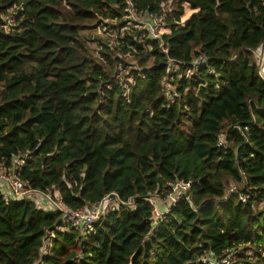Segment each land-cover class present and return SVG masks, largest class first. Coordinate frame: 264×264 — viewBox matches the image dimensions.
I'll use <instances>...</instances> for the list:
<instances>
[{
  "label": "trees",
  "instance_id": "16d2710c",
  "mask_svg": "<svg viewBox=\"0 0 264 264\" xmlns=\"http://www.w3.org/2000/svg\"><path fill=\"white\" fill-rule=\"evenodd\" d=\"M169 1L198 10L184 27L170 23L169 56L190 64L203 50L213 74L176 78L179 99L167 109L159 42L126 38L122 52L131 46L143 69L130 104L108 89L120 52L97 58L86 33L120 17V0H0V164L25 159L28 186L73 210L111 193L135 201L81 235L58 232L59 214L0 193V264H204L233 251L231 264H264V80L253 53L264 46V0L137 6L154 12ZM181 180L193 182V206L181 200L155 232L148 199L165 200ZM231 185L251 199L240 202Z\"/></svg>",
  "mask_w": 264,
  "mask_h": 264
},
{
  "label": "built area",
  "instance_id": "2783aa9c",
  "mask_svg": "<svg viewBox=\"0 0 264 264\" xmlns=\"http://www.w3.org/2000/svg\"><path fill=\"white\" fill-rule=\"evenodd\" d=\"M138 0H120V5L117 7L122 10L121 16H116L110 19H102L103 26L97 28L93 32H87L89 36V43L94 55L98 58L102 53L118 51V58L120 59L114 64L112 69L111 81L109 88H119L121 90L123 99L130 104L132 99V92L136 86V77L143 76V69L138 67L137 62L134 61L133 55L130 52L129 45L127 46L128 53L122 52V47L128 44L127 37H130L134 43H143L145 41L159 42L160 53L166 58L167 77L164 82V93L167 99L165 107L168 109L179 99L177 87L172 83L176 78L191 79L196 76L199 69L206 67L209 69V74H213V70L208 68L210 59L203 53V50L195 57L194 61L187 64L184 61H177L169 56V50L165 45L163 38L172 32L170 23H174L176 28L184 27L189 19L198 12L197 9L187 4H178L175 1L165 2L161 5L159 11L145 12L139 10L137 6ZM179 7L184 9V13L177 19V12ZM190 10V17L185 20L184 16L187 10ZM7 26L15 28L14 14L7 17ZM254 60L259 68V76L264 80V46L260 47L254 52ZM184 67L188 69L184 70ZM149 69V68H147ZM182 69L185 71L183 73ZM187 92V91H186ZM238 130L248 132V127L244 129L237 126ZM227 143L219 141L218 147L225 148ZM25 159H15L11 166L0 164V193L5 203L30 201L33 202L38 210L45 213L59 214L61 219L57 226V231L64 233H79L84 235L93 231L94 225L99 223L110 210L124 206L125 208L133 209L135 201L125 203L122 201L120 195L111 193L105 196L102 200L80 209H70L62 201L60 196L56 199L55 194L43 193L39 190L33 189L22 179V171L25 167ZM170 193L165 200L157 196L150 197L155 199L153 202L150 198L148 201L152 205V220L153 229L158 231L161 223L165 220L172 208H174L181 200L188 201L191 206L192 195L191 190L193 182L178 181L176 183H168ZM236 185H232L230 194H238L239 201L247 203L251 199L249 190L242 191ZM35 196H42L44 199L34 198ZM204 264H213L211 262L212 256H206ZM226 258V257H225ZM208 259V262L206 260ZM224 259V258H223ZM220 260L217 261V263Z\"/></svg>",
  "mask_w": 264,
  "mask_h": 264
},
{
  "label": "rangeland",
  "instance_id": "374dc122",
  "mask_svg": "<svg viewBox=\"0 0 264 264\" xmlns=\"http://www.w3.org/2000/svg\"><path fill=\"white\" fill-rule=\"evenodd\" d=\"M133 59H134V61L135 62H137V60L135 59V57H133ZM231 187H232V185H231ZM230 187V188H231ZM60 195L59 194H56L55 195V197H56V199L59 197ZM34 198H39L40 200H43L44 198L42 197V196H35ZM151 199V198H150ZM153 202H155V199H151ZM236 252L235 251H233L232 253H229V254H227L226 255V258H224V259H222V260H220V262H216L214 259H212L211 260V262L213 263V264H231V262L235 259V257H236V254H235ZM240 253V252H239ZM206 262H208V259L206 260Z\"/></svg>",
  "mask_w": 264,
  "mask_h": 264
}]
</instances>
